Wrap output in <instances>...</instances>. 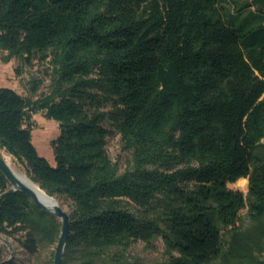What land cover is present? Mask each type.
Listing matches in <instances>:
<instances>
[{"label":"trees","instance_id":"16d2710c","mask_svg":"<svg viewBox=\"0 0 264 264\" xmlns=\"http://www.w3.org/2000/svg\"><path fill=\"white\" fill-rule=\"evenodd\" d=\"M0 58L47 66L45 93L0 87V150L67 206L62 264H142L131 246L158 241L154 264H264V0H0ZM60 230L0 172V234L53 260Z\"/></svg>","mask_w":264,"mask_h":264},{"label":"rangeland","instance_id":"374dc122","mask_svg":"<svg viewBox=\"0 0 264 264\" xmlns=\"http://www.w3.org/2000/svg\"><path fill=\"white\" fill-rule=\"evenodd\" d=\"M17 67H20L21 69L20 75H16L14 72ZM46 67V65H42L36 60L33 61L32 66L28 67L20 65L19 61L16 59L2 62L0 58V87L12 88L22 95H29L31 81L34 79H41L43 82L40 85L39 93H45L49 84L45 70ZM32 124V143L36 151L41 157L45 158L50 165L54 166L55 162L50 142L56 139L59 135L58 124L54 120L44 117V112L33 115ZM107 151L112 160L119 163L121 169H123V164L128 158V153L123 151L119 135L116 134L108 138ZM2 152L3 151L0 150V153ZM11 164L17 171L22 174L24 173L14 161L12 162L11 160ZM244 183L245 181H239L236 185L235 183H230L228 184V187L232 190L241 191L246 195L247 188L243 187ZM59 203L62 205L63 209L68 212L67 206L63 204L61 200H59ZM239 218V225L241 227H246L249 224L246 209L239 213ZM23 239V234H18L14 237L0 234L2 256L7 259H13L15 264H50L53 261V246H44L33 255L25 252L21 247L20 240ZM130 254L137 260L141 261L142 264L158 263L163 259L162 242L158 241L153 250H146L143 243H134L130 248Z\"/></svg>","mask_w":264,"mask_h":264},{"label":"water","instance_id":"95a60500","mask_svg":"<svg viewBox=\"0 0 264 264\" xmlns=\"http://www.w3.org/2000/svg\"><path fill=\"white\" fill-rule=\"evenodd\" d=\"M0 172L6 178L11 190L13 192H21L30 198L32 203L39 209L52 214L61 222L60 236L55 248L53 264H62L63 254L66 247V241L70 229L69 213L63 209L62 205L57 202V199L46 194L41 188V191L46 196V203L41 202L37 194L29 187L23 185L19 182L8 165L5 163L4 159L0 155Z\"/></svg>","mask_w":264,"mask_h":264},{"label":"bare ground","instance_id":"6f19581e","mask_svg":"<svg viewBox=\"0 0 264 264\" xmlns=\"http://www.w3.org/2000/svg\"><path fill=\"white\" fill-rule=\"evenodd\" d=\"M0 155L2 156V158L4 159L5 163L8 165L9 169L11 170V172L13 173V175L15 176V178L21 182L23 185L31 188L36 194L38 199L43 202L46 203L47 199L46 196L43 194V192L41 191V189L34 184L32 181H30L27 176H25L24 174L20 173L19 171H17L11 164V159L8 155L4 154L3 152L0 153ZM58 202V201H57Z\"/></svg>","mask_w":264,"mask_h":264}]
</instances>
